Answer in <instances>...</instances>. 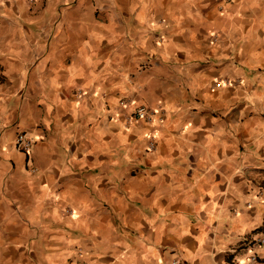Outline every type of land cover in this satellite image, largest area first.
<instances>
[{
  "label": "clouds",
  "instance_id": "9594fccd",
  "mask_svg": "<svg viewBox=\"0 0 264 264\" xmlns=\"http://www.w3.org/2000/svg\"><path fill=\"white\" fill-rule=\"evenodd\" d=\"M0 77V264H264V0H0Z\"/></svg>",
  "mask_w": 264,
  "mask_h": 264
},
{
  "label": "crops",
  "instance_id": "0c3cea01",
  "mask_svg": "<svg viewBox=\"0 0 264 264\" xmlns=\"http://www.w3.org/2000/svg\"><path fill=\"white\" fill-rule=\"evenodd\" d=\"M73 43H75L74 39H73ZM49 50H51V45L49 47ZM3 80V77H0V81ZM253 182H259L262 184V186H264V172L262 173H259L258 175H254L252 177H250ZM134 207L138 208V209H143L145 206L140 202V201H137L134 205ZM35 255V254H33ZM20 257L18 256L17 259H19Z\"/></svg>",
  "mask_w": 264,
  "mask_h": 264
}]
</instances>
